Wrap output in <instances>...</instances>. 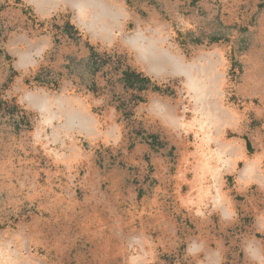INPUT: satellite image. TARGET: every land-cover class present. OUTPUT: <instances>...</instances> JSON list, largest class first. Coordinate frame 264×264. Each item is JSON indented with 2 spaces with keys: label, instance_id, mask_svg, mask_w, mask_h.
<instances>
[{
  "label": "rangeland",
  "instance_id": "obj_1",
  "mask_svg": "<svg viewBox=\"0 0 264 264\" xmlns=\"http://www.w3.org/2000/svg\"><path fill=\"white\" fill-rule=\"evenodd\" d=\"M0 264H264V0H0Z\"/></svg>",
  "mask_w": 264,
  "mask_h": 264
},
{
  "label": "bare ground",
  "instance_id": "obj_2",
  "mask_svg": "<svg viewBox=\"0 0 264 264\" xmlns=\"http://www.w3.org/2000/svg\"><path fill=\"white\" fill-rule=\"evenodd\" d=\"M133 43V46H134V48L135 49H137L138 51H140L141 53L143 52V48H142V46L140 45V44H138V43H135V42H132ZM143 49V50H142ZM144 53V52H143ZM152 55L150 54L149 56H143V57H145L146 59L148 58V57H151ZM202 69H203V73L205 72V74H206V68L204 67H202ZM186 71H188V67H186V68H182V72H186ZM200 70H198L197 72H199ZM204 74V76H203V78H201V79H199V78H196L197 80V87H194V82H191V83H189L190 82V79H189V84L191 85V87H194V89H197L198 88V90H201L200 91V95L197 93V96H196V98L199 100V102L200 103H203V104H206V107H205V109H206V113H204L205 114V116H209L210 117V113L211 112H213V110L211 111V107H209V105L211 104V102H210V100L208 101V99H209V94H210V88H208L207 86H204V81H205V79L206 78H208L207 77V75H205ZM188 78L189 77H191V76H187ZM188 80V79H187ZM200 87V88H199ZM203 109V108H202ZM212 114V113H211ZM73 114H71V113H69V115H68V118L70 117L71 118V116H72ZM207 118V119H209V121H211V118ZM70 118H69V121H71L70 120ZM208 121V120H207ZM209 123V122H208ZM210 124V123H209Z\"/></svg>",
  "mask_w": 264,
  "mask_h": 264
}]
</instances>
